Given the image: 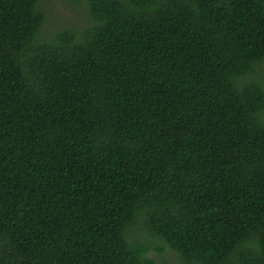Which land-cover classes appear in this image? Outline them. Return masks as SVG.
I'll use <instances>...</instances> for the list:
<instances>
[{
  "label": "trees",
  "instance_id": "1",
  "mask_svg": "<svg viewBox=\"0 0 264 264\" xmlns=\"http://www.w3.org/2000/svg\"><path fill=\"white\" fill-rule=\"evenodd\" d=\"M85 4L0 0V264H264V0Z\"/></svg>",
  "mask_w": 264,
  "mask_h": 264
},
{
  "label": "rangeland",
  "instance_id": "2",
  "mask_svg": "<svg viewBox=\"0 0 264 264\" xmlns=\"http://www.w3.org/2000/svg\"><path fill=\"white\" fill-rule=\"evenodd\" d=\"M42 4L44 10L46 9L47 11V21L40 32L42 37L49 38L56 32L74 24L85 27L91 23L85 0L81 2L72 0H42ZM166 253L174 254L170 250H167ZM153 257L159 261V264H163V256L160 257L157 253H153ZM180 260L177 258L171 259V264H182Z\"/></svg>",
  "mask_w": 264,
  "mask_h": 264
}]
</instances>
